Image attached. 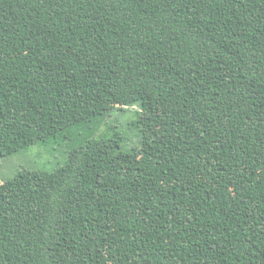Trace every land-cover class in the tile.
Listing matches in <instances>:
<instances>
[{"label": "trees", "instance_id": "16d2710c", "mask_svg": "<svg viewBox=\"0 0 264 264\" xmlns=\"http://www.w3.org/2000/svg\"><path fill=\"white\" fill-rule=\"evenodd\" d=\"M50 140L0 264H264V0H0V158Z\"/></svg>", "mask_w": 264, "mask_h": 264}, {"label": "rangeland", "instance_id": "374dc122", "mask_svg": "<svg viewBox=\"0 0 264 264\" xmlns=\"http://www.w3.org/2000/svg\"><path fill=\"white\" fill-rule=\"evenodd\" d=\"M133 108L118 109L110 113L99 132L107 130L108 124L113 130L120 131L130 142L136 143L137 138L128 127L127 122L134 118ZM127 147V145H125ZM68 149L66 142L50 140L47 142H39L29 146L28 148L8 157L0 158V182L6 176L15 173L17 169L25 168L29 170H51L62 163L65 153Z\"/></svg>", "mask_w": 264, "mask_h": 264}]
</instances>
